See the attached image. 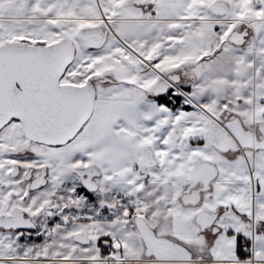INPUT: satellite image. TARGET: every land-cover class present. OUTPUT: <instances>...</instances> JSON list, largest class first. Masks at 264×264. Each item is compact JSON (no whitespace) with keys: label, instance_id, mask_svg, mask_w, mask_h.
<instances>
[{"label":"snow or ice","instance_id":"obj_1","mask_svg":"<svg viewBox=\"0 0 264 264\" xmlns=\"http://www.w3.org/2000/svg\"><path fill=\"white\" fill-rule=\"evenodd\" d=\"M0 264H264V0H0Z\"/></svg>","mask_w":264,"mask_h":264}]
</instances>
